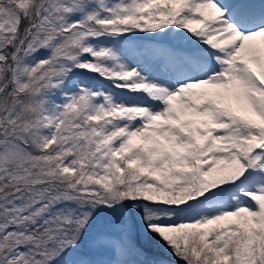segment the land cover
I'll use <instances>...</instances> for the list:
<instances>
[{"label": "snow or ice", "instance_id": "snow-or-ice-1", "mask_svg": "<svg viewBox=\"0 0 264 264\" xmlns=\"http://www.w3.org/2000/svg\"><path fill=\"white\" fill-rule=\"evenodd\" d=\"M177 261L264 264V0H0V264Z\"/></svg>", "mask_w": 264, "mask_h": 264}, {"label": "rangeland", "instance_id": "rangeland-1", "mask_svg": "<svg viewBox=\"0 0 264 264\" xmlns=\"http://www.w3.org/2000/svg\"><path fill=\"white\" fill-rule=\"evenodd\" d=\"M160 255H163V253H161ZM166 258H170V257H166ZM181 262L177 261V264H180Z\"/></svg>", "mask_w": 264, "mask_h": 264}]
</instances>
